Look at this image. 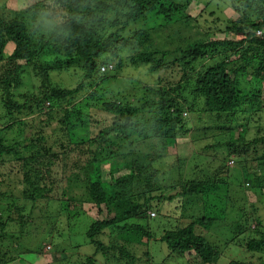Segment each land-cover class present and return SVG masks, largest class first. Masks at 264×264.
Returning a JSON list of instances; mask_svg holds the SVG:
<instances>
[{
    "label": "trees",
    "instance_id": "16d2710c",
    "mask_svg": "<svg viewBox=\"0 0 264 264\" xmlns=\"http://www.w3.org/2000/svg\"><path fill=\"white\" fill-rule=\"evenodd\" d=\"M199 1L40 0L8 19L0 0V186L14 177L25 201L16 207L17 216L7 214V193L0 190V264L13 254L4 247L6 239L15 243L27 235L28 211L32 216L55 203L63 213L71 202L97 208L87 230L96 251L85 264H97L98 253L113 264H159V248H149L155 235L149 212L159 202L172 204L160 210L168 224L187 220L162 236L168 247L162 264H217L227 255V264H245L239 253L248 264H264L256 258L264 254L263 227L251 228L249 216L243 221L229 197L225 205L211 201L225 196L218 191L223 182L226 193H233L235 169L247 185L264 187L262 171L247 174L244 161L263 148L264 162V0H230L239 17L223 27L216 25L219 19L193 18L189 8ZM215 28L226 37L214 39ZM9 43L15 47L6 56ZM123 53L128 62L158 74L156 84L131 83L125 89L119 77L127 61ZM115 60L112 70H101ZM169 66L171 75L177 70L180 76L176 82L159 76ZM72 67L83 71L81 83L75 88L53 83L52 71ZM28 80L34 91L21 92ZM102 115L104 123L98 120ZM191 129L195 140L202 134L213 158L226 151L224 160L232 153L237 159L224 164L226 179L216 175L223 182L188 181L180 174L182 180H163L164 185L157 176L176 158L166 153V141L178 142ZM140 142L150 152L139 155ZM169 187L177 190L165 194ZM179 198L184 202L177 204ZM40 217L41 227L53 222L50 215ZM223 220L226 231L216 243L209 233ZM10 222L19 227L17 236L7 234Z\"/></svg>",
    "mask_w": 264,
    "mask_h": 264
},
{
    "label": "rangeland",
    "instance_id": "374dc122",
    "mask_svg": "<svg viewBox=\"0 0 264 264\" xmlns=\"http://www.w3.org/2000/svg\"><path fill=\"white\" fill-rule=\"evenodd\" d=\"M37 1L40 0H3V2L7 6V9H9V11L6 10V18H14L17 15L18 11H21L27 7H31V5L36 4ZM209 1V5H207V3L203 0L199 1L198 3L195 2L193 5H191V7L189 8V13L193 16V18H197L201 23L204 22V18L210 21L219 19L216 21V25H220L223 27L222 23L228 22L230 19L236 20L239 17V14L231 8L229 4L230 0ZM2 11L4 10L0 9L1 14ZM193 23L194 25L198 24L196 22ZM211 25L214 26L215 23H211ZM220 26L217 27L219 28ZM187 30L188 28L184 33H186ZM211 36L214 39H224L226 37L224 31L217 32V28L213 30ZM14 47L15 46L13 43L7 44L4 52L5 55L9 56V54H11L14 50ZM104 57L107 58L108 55ZM121 57L127 60L125 65L122 67V70H120L119 74V77H121L120 79L123 81L122 85L124 86V88H129L131 86V83H133L134 85H137L139 83H147L149 85L156 84L155 79L157 78L158 74H152L147 70V67L145 68L133 64L130 59L128 62V55H126L125 53H123ZM118 60H115L113 63L117 65ZM167 65H170V63L167 62ZM201 67L202 65L200 64L197 69ZM83 75L84 73L81 69L72 67L66 71H52L51 79L53 83L57 85H62L68 88H75L83 80ZM159 76L162 78H168V80H173L175 82L180 79V76L177 75V70L176 74L171 75V66H169V70H167L165 67L162 68L161 72H159ZM120 79H116L117 81L114 80V82H119L121 81ZM94 88L95 87H92L88 90V92L94 91ZM28 90L34 91V88L31 86V80H28V85L23 86L20 91L25 92ZM98 120H100L101 123H104V115H102ZM194 133L196 132L191 129L190 132L184 131V135L186 136V138L184 137L178 142L172 140L166 141L170 146L166 148V153L172 154L176 158L174 162H170V164L164 168L166 172H163L157 176L159 179H161L162 181H172V179L182 180L185 178L184 180L189 181L193 179H204L210 177L213 182L217 181L218 179L216 175H220V178L222 180L227 178L225 175L226 166L224 164H226L231 157H234L235 159L237 158L232 153L228 156L227 159L224 160L223 157H226L227 155L226 151L215 154V157L213 158L210 154H208V152H205L204 150V148L206 147V142L203 141L205 139L201 137L202 134L197 133V135L200 137H197V139L195 140V138H193ZM145 144L146 143L140 142V145L137 148V152L139 155H142L143 152H150V148ZM164 146L165 144H163L162 152L164 151ZM154 148L156 147L154 146ZM261 150H258L257 153L253 155L254 158L253 156H250L248 161L244 159L246 163V172L247 170L253 171V175H255L258 171H262V173L264 174V162H261ZM180 174L183 175L182 179L179 178ZM236 174L237 169L233 170L230 173V185L234 187L233 193H226V190L223 187L225 182H223L221 179H218L220 182H223V184H221V188L218 191L222 192V194H224L225 196L220 197L219 195H217L214 199L211 198V201L214 200L218 204L225 205V198L229 197V199H231L230 203L234 205L236 209L241 210L240 214L238 215L241 219H243V221L249 216L252 219L250 223L251 228H254L253 226L257 225L259 227H263L262 230H264V187L257 189L252 185H247V182H244V176L242 175L240 178H238L236 177ZM212 177H214V179H212ZM178 182L182 183L183 181ZM163 183L165 185L164 181ZM76 187H79V185L77 184ZM171 188L172 187L166 188L163 192L167 194L171 191ZM0 190L7 193V195L4 197L5 209L7 214L12 213L13 215L17 216L18 213H16L15 211L17 210L16 207L21 206L25 203V201L23 202L22 193L20 192L21 185H19V182L16 181L14 177H10L8 178V183L0 186ZM175 191L172 190L170 193H174ZM10 193L14 194V196H11ZM80 193L82 194V196L85 195L83 194L82 190L80 191ZM183 202L184 200L179 198L177 204H181ZM71 204L74 205H70V208L63 213L61 212V206L55 203H50L43 206L40 203L39 207L41 208L42 206V210L36 211L32 216H30V212L27 210L28 216L26 218L28 219V224L27 226L23 227V230L27 233V235L20 238L15 243H12L9 239H6L5 241L4 247L6 249H10V252L13 253L11 255H7V257L10 259V262H8L7 264H85L87 262V256L93 255L96 251V247L89 241L87 237V230L93 219H95L97 208H95L93 204L91 205L89 203L80 205L78 202H71ZM154 205L155 209H153V211L156 212V215L150 217L149 221L151 225L149 224V229L155 235L149 245V248L151 250L157 247L159 248L160 255L155 254V252H153V254H155L156 261H158L159 264H162V256L166 254L168 249V247L162 241V236L167 230L176 229L180 225L186 223L187 220H182L179 222L171 220L168 224V220L164 218V214L161 216L160 210L166 208L167 206H169V208H172V204L168 205V202H159V204L155 203ZM254 205L256 206V208H254ZM40 213L44 214V221L47 219V216L50 215L53 222H47L45 223L46 225L43 224V226L41 227V225L39 224L42 221V218H39ZM234 216L238 219L237 215ZM48 223L52 224L53 226L51 227L50 225H47ZM226 223H228V221L223 220L220 223V228H216L215 231H213V229L210 231L209 236L216 243L220 240L218 234L221 233V231H226ZM37 226H39L40 228H38ZM6 229H8L7 234L9 233V237L12 234L17 236L19 231V227L16 226L15 222H10L7 225ZM247 238L248 237L246 236V238L244 239V244L246 243ZM239 241L243 240L240 239ZM39 244H42V247L38 246ZM2 251H5V249L3 248ZM138 251L140 254L144 253V251L142 250ZM10 252L8 250L5 251L6 254ZM1 255H4V253H1ZM234 256H237V254L234 253ZM187 257L189 259V256H186V258ZM238 257L245 259V264H248L247 256L239 253ZM256 258L264 260V254L257 252ZM96 260L97 264H113L110 260V257L102 253L97 254ZM228 261L229 256L227 255L224 256L217 264H227ZM257 263L262 264L260 262ZM172 264H175V262Z\"/></svg>",
    "mask_w": 264,
    "mask_h": 264
},
{
    "label": "clouds",
    "instance_id": "9594fccd",
    "mask_svg": "<svg viewBox=\"0 0 264 264\" xmlns=\"http://www.w3.org/2000/svg\"><path fill=\"white\" fill-rule=\"evenodd\" d=\"M114 66H115L114 63H109L108 66H102L101 70L103 72L110 71V70H112L114 68ZM232 160H233V158H229L228 161H232ZM74 188H75V190H77L79 192L82 190L83 194H85L84 190L82 189V187L80 185H79V187H74ZM149 213H150L151 216H155L156 215L155 211H150Z\"/></svg>",
    "mask_w": 264,
    "mask_h": 264
}]
</instances>
